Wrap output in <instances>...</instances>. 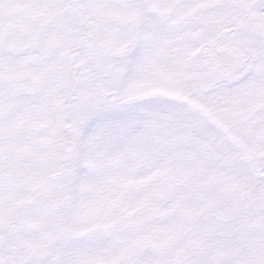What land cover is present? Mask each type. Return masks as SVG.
I'll return each mask as SVG.
<instances>
[{
	"label": "snow or ice",
	"instance_id": "snow-or-ice-1",
	"mask_svg": "<svg viewBox=\"0 0 264 264\" xmlns=\"http://www.w3.org/2000/svg\"><path fill=\"white\" fill-rule=\"evenodd\" d=\"M0 264H264V0H0Z\"/></svg>",
	"mask_w": 264,
	"mask_h": 264
}]
</instances>
